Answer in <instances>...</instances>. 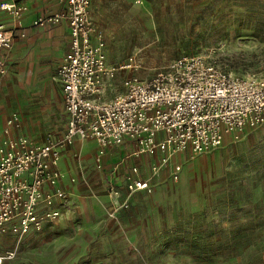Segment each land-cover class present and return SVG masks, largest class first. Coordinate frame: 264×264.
<instances>
[{
	"label": "rangeland",
	"instance_id": "374dc122",
	"mask_svg": "<svg viewBox=\"0 0 264 264\" xmlns=\"http://www.w3.org/2000/svg\"><path fill=\"white\" fill-rule=\"evenodd\" d=\"M90 8L106 62H132L104 83L103 99L126 77L148 79L185 53L235 75L264 73V0H101ZM2 85L9 139L52 142L59 155L63 135L41 125L39 96L28 91L19 97L31 94L33 103L10 104ZM25 122L30 130L22 133ZM134 161L150 190L122 185L114 193L112 161L70 157V179L57 182L64 195L40 213L39 226L0 229L2 264H264V123L198 156L184 154L177 179L169 163L156 171L155 157Z\"/></svg>",
	"mask_w": 264,
	"mask_h": 264
},
{
	"label": "built area",
	"instance_id": "2783aa9c",
	"mask_svg": "<svg viewBox=\"0 0 264 264\" xmlns=\"http://www.w3.org/2000/svg\"><path fill=\"white\" fill-rule=\"evenodd\" d=\"M90 3L64 0L63 8L35 20L36 25L68 26V49L56 69L67 115L64 145L74 138L95 140L98 164L105 148L130 140L135 145L132 156L159 154L155 166L159 171L176 156H198L229 136L264 123V73L235 75L197 53L177 56L148 79L126 77L121 91L101 98L104 83L132 62H106L104 37L90 17ZM26 8L16 0L0 1L1 10L16 16ZM16 28L0 23V48H11L17 36H25L24 31L16 34ZM5 70L0 58V75ZM56 158L52 142L28 145L12 138L0 145V229L8 223L24 232L39 226L40 213L53 197L62 198ZM180 170L175 160L171 176L177 179ZM124 178L129 192L150 190L136 166ZM117 188L109 183L110 192ZM3 259L0 256V264Z\"/></svg>",
	"mask_w": 264,
	"mask_h": 264
},
{
	"label": "crops",
	"instance_id": "0c3cea01",
	"mask_svg": "<svg viewBox=\"0 0 264 264\" xmlns=\"http://www.w3.org/2000/svg\"><path fill=\"white\" fill-rule=\"evenodd\" d=\"M16 1L18 5L27 7L20 16L0 9V23L8 27L16 26V34L21 31L25 32L24 37L17 36L14 39L11 48H0V58L4 60L6 66L4 74L0 75V80H3L1 88L3 100L9 98L10 104L17 102L21 106L22 103H33L35 98L31 94L29 99L20 98L19 94L27 95L28 91L30 93L35 92L39 96L38 105L35 108L41 113V125L43 128H53L54 126V131L59 135H64L67 115L56 69L68 49V26L65 22L45 25L35 24V20L40 14H52L63 8L64 0ZM100 1L91 0L90 7L91 4L99 3ZM90 7L89 13L93 21ZM11 91L15 94L14 96L9 94ZM8 114L9 111L0 110V145H5L9 141V137L5 132ZM62 114H64V123H62ZM59 120L61 123L56 124ZM26 123L25 128L27 127V129L22 133H27L30 130L29 123ZM115 147L121 149V154L114 151ZM97 149L98 144L95 140H80L79 138H74L71 144L61 148V153L56 158V168L61 175L59 181L66 185L70 179V157L79 155L80 161L85 162L86 159H92L95 162L94 157ZM134 149L135 145L130 140H125L120 145L105 148L104 153L101 155L100 165L103 166L112 161L113 168L109 166L112 168L111 170L117 168L114 175L110 177L109 183H114L118 187L125 186V173L130 171L131 166L137 167L134 160L141 159L144 161V158L148 156L141 155L137 157L130 155ZM150 156L155 157L158 163L159 154ZM182 157L183 155L176 156L169 162L170 166L175 160L179 161ZM138 174L140 175V171Z\"/></svg>",
	"mask_w": 264,
	"mask_h": 264
},
{
	"label": "bare ground",
	"instance_id": "6f19581e",
	"mask_svg": "<svg viewBox=\"0 0 264 264\" xmlns=\"http://www.w3.org/2000/svg\"><path fill=\"white\" fill-rule=\"evenodd\" d=\"M247 129V128H246Z\"/></svg>",
	"mask_w": 264,
	"mask_h": 264
}]
</instances>
